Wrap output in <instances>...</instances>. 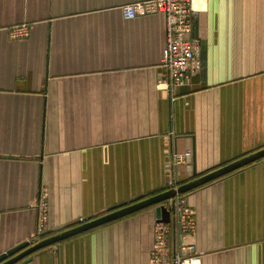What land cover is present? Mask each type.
<instances>
[{
  "label": "crops",
  "instance_id": "1",
  "mask_svg": "<svg viewBox=\"0 0 264 264\" xmlns=\"http://www.w3.org/2000/svg\"><path fill=\"white\" fill-rule=\"evenodd\" d=\"M135 1L0 0V254L34 237L42 188L48 236L264 146V0L198 2L201 69L170 88L165 17L123 18ZM183 196L200 264H264V158ZM155 207L22 264H149Z\"/></svg>",
  "mask_w": 264,
  "mask_h": 264
},
{
  "label": "built area",
  "instance_id": "2",
  "mask_svg": "<svg viewBox=\"0 0 264 264\" xmlns=\"http://www.w3.org/2000/svg\"><path fill=\"white\" fill-rule=\"evenodd\" d=\"M205 0H139L121 6L125 19L138 15L161 13L165 17V45L161 53V64L167 72L165 88L178 87L187 83L191 74L201 69L200 43L192 38L193 19L197 13L196 4ZM27 35L25 26H16L11 30L12 38ZM191 152L170 153L171 166L184 164ZM177 182L170 179L166 187H176ZM172 206L169 222H155L153 241L149 251V264H200V256L195 246L186 242L194 229L195 220L191 215L183 194H177L166 202ZM38 211L37 230L32 241L45 234L47 223V190L42 188L36 203Z\"/></svg>",
  "mask_w": 264,
  "mask_h": 264
},
{
  "label": "water",
  "instance_id": "3",
  "mask_svg": "<svg viewBox=\"0 0 264 264\" xmlns=\"http://www.w3.org/2000/svg\"><path fill=\"white\" fill-rule=\"evenodd\" d=\"M261 158H264V146L255 149L243 156L234 158L225 164L189 180L177 183L176 187H166L157 193L148 196L139 195L129 200L114 204L107 208V212L92 218L83 220L81 223L70 228L63 226L55 228L54 234L44 236L37 241L27 240L6 250L0 254V264H22L31 259V254L42 251L48 246L54 245L68 237L87 231L94 227L103 225L113 220L124 217L150 206L155 207L156 221H171L172 206L168 208L166 202L172 200L177 194H184L203 184L229 174L239 168L249 165Z\"/></svg>",
  "mask_w": 264,
  "mask_h": 264
},
{
  "label": "trees",
  "instance_id": "4",
  "mask_svg": "<svg viewBox=\"0 0 264 264\" xmlns=\"http://www.w3.org/2000/svg\"><path fill=\"white\" fill-rule=\"evenodd\" d=\"M262 147V146H261ZM260 148V147H259ZM258 149V148H257ZM255 150V149H254ZM253 151V150H252ZM178 183V182H177ZM45 236V235H44ZM43 237V236H42Z\"/></svg>",
  "mask_w": 264,
  "mask_h": 264
}]
</instances>
